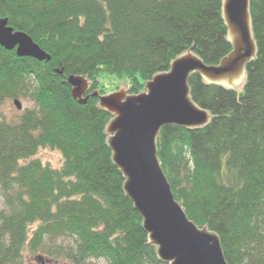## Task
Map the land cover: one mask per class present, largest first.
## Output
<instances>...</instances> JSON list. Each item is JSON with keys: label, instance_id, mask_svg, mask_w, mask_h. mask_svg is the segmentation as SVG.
<instances>
[{"label": "trees", "instance_id": "trees-1", "mask_svg": "<svg viewBox=\"0 0 264 264\" xmlns=\"http://www.w3.org/2000/svg\"><path fill=\"white\" fill-rule=\"evenodd\" d=\"M250 9L258 51L243 89L192 73L210 123L164 126L157 142L176 200L218 235L228 264H264V0ZM222 10L223 0H0V19L51 55L0 45V103L33 104L0 117V264H24L27 252L42 264H169L125 190L106 132L113 115L98 98L79 103L67 79L85 76L92 93L108 74L136 95L189 49L219 65L233 51ZM41 149L59 151L61 166Z\"/></svg>", "mask_w": 264, "mask_h": 264}, {"label": "water", "instance_id": "water-1", "mask_svg": "<svg viewBox=\"0 0 264 264\" xmlns=\"http://www.w3.org/2000/svg\"><path fill=\"white\" fill-rule=\"evenodd\" d=\"M250 5L251 0H223V18L233 51L219 65H206L189 49L171 63L168 72L149 80L144 91L129 96L125 95L128 87L109 95L99 90L85 95L90 88L85 76L67 79L79 103L98 98L100 107L115 116L106 128L108 144L126 178L128 197L141 214L159 257L169 264H228L218 235L197 226L176 200L158 157L157 142L164 126L195 129L210 123L212 115L192 100L188 83L192 73L199 72L208 83L232 89L247 77L246 66L258 51ZM0 45L15 50L20 58L51 59L28 33L15 30L7 19H0ZM14 103L22 108L18 99Z\"/></svg>", "mask_w": 264, "mask_h": 264}, {"label": "rangeland", "instance_id": "rangeland-1", "mask_svg": "<svg viewBox=\"0 0 264 264\" xmlns=\"http://www.w3.org/2000/svg\"><path fill=\"white\" fill-rule=\"evenodd\" d=\"M246 80V77H243L240 81L237 83V89L242 90L243 84ZM103 86V87H102ZM119 87L120 90L124 91L127 89L126 82L120 81L116 79L115 76L103 74L101 77V84L98 88L99 92L104 91V94H111L114 91H117L119 89H116V87ZM117 87V88H118ZM101 93V92H100ZM126 96H129V92L126 91ZM16 99H7L4 102L0 103V117L5 118L8 121H15L19 118V116L22 114V112L29 107H32V102L26 98H18V100L21 103L22 108L19 109L16 104L14 103ZM115 116H113L114 118ZM37 157L40 158L43 162L49 163L50 165L54 167H60L62 164V155L59 151L51 150V149H41ZM38 255H32L31 253L27 252L24 257V264H42L41 261L38 259ZM45 264V263H43ZM52 264V263H49ZM100 264H104V262H100Z\"/></svg>", "mask_w": 264, "mask_h": 264}, {"label": "flooded vegetation", "instance_id": "flooded-vegetation-1", "mask_svg": "<svg viewBox=\"0 0 264 264\" xmlns=\"http://www.w3.org/2000/svg\"><path fill=\"white\" fill-rule=\"evenodd\" d=\"M88 91H89V90H88ZM88 91H87V95L91 93V92H88ZM101 94H102V93H101ZM102 95H103V94H102Z\"/></svg>", "mask_w": 264, "mask_h": 264}]
</instances>
